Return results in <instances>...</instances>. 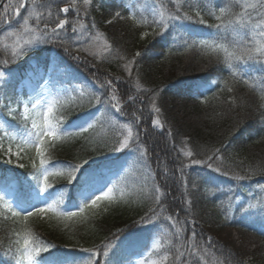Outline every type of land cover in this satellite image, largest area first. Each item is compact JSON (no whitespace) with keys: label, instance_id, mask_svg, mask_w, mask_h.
Here are the masks:
<instances>
[{"label":"snow or ice","instance_id":"snow-or-ice-1","mask_svg":"<svg viewBox=\"0 0 264 264\" xmlns=\"http://www.w3.org/2000/svg\"><path fill=\"white\" fill-rule=\"evenodd\" d=\"M200 2L201 0H184V3L194 10V16L181 11L179 0H175V12L169 11L168 14H165L164 11H160L158 18L153 15L151 20L143 17L137 21L135 13L131 11V6H128V8L130 18L134 22L143 24L145 27L151 26L156 35L163 36L169 30L170 23L173 21L185 20L204 24L205 21L199 9ZM60 3H65V0H30V3H28V0H18L16 4H0V8L3 9L0 12V25L10 26L13 16L20 17L17 22L18 31L9 33L15 38L14 43L2 45L3 53L0 55H3L4 58L0 59V65H8V56L11 57L12 62H18L21 57L34 50L40 44L59 43L63 46L65 42L61 33L67 34L70 29L73 35H77L86 28L83 23H80V18L88 15V8L91 6L92 0H83L82 5L78 4L77 0H67L64 7H59ZM37 7L43 9V11H37ZM54 7L55 11H53ZM236 8H239L240 11H234ZM81 9H83V12ZM21 10H24L26 15L20 16ZM70 10H73L76 14L77 20L75 22L70 21L68 18H60L62 14L67 17ZM253 11L256 12V17L251 15ZM211 15H213L217 23L207 25V27L214 28L216 30V38L224 40L226 43L200 39L198 41L193 40L191 43L186 41L185 46L189 48L193 46L206 48L210 54H215L218 60L222 53V61L220 62L226 66L233 77L238 75L233 70L235 62H239L245 67L255 68L262 75L258 85L250 86H258L261 92H264V0H259V4H249L242 2V0H227V2L221 0L219 15L214 12ZM116 17L123 18L120 17L119 12L116 13ZM253 19H257L258 22L253 23ZM52 23L55 24L54 27L50 26ZM91 27L94 28V25ZM157 28L160 29L159 32H156ZM149 34L148 31H144L141 33V38L147 37ZM88 39L98 41L100 35L98 33L95 36L90 35ZM73 43H80V41L74 40ZM65 51L69 52L70 50L65 47ZM76 51H87V49L80 47ZM101 51L105 54L110 53L111 48L105 45ZM135 55L139 56L140 53L137 52ZM73 58L76 60L81 59L79 55H75ZM121 58L124 59L123 57ZM133 64H135V57L132 60H127L122 65V68L130 77L132 76ZM257 65L259 66L258 68L256 67ZM6 75L4 67H0V84L6 82ZM245 75L248 74H241L240 78L245 84H249L250 81L244 79ZM113 79L119 81L121 78L114 77ZM50 81L51 77L49 81H45V84ZM93 83L98 85L101 90L110 89L111 91H104L102 94L89 91L87 97L82 94V101H86L90 108L100 105L103 109H112L116 113L121 112L122 106L118 100L117 89L113 85V80L105 79L103 83L97 80L93 81ZM133 87L137 92L152 93L151 108L158 114L160 109L155 104L156 91L143 87L139 76L133 77ZM229 91H232V89L229 88ZM124 95L127 97L126 103L129 104L135 103L138 99V97L129 94L127 88ZM49 97L41 95L30 98L27 103L17 100L15 101L17 104L16 108L11 107L10 104L0 103V108H7L8 116L12 117L13 120L16 119L14 113H19L20 115V123L16 126H12L7 122L0 123V151H3L7 157V163H13V157L17 161L23 159L24 155H27L25 149H31L34 152L31 158L34 171L26 193H14L11 194V199H8L5 192H0V204H2L7 213H10V217L14 221L23 226L22 238L15 241L17 245L16 264H24L25 261L27 264H101V258H107L113 248L110 242H102L99 246L82 249L83 252L88 254L87 258L70 260L66 255L60 253L56 245L41 240L28 226L29 218L33 216L51 214L66 221L82 218L87 210L96 208L99 201L113 199L112 193L117 187L116 184H113L112 187H108L107 184L103 187H95L94 185H89L86 181L85 186L80 191L78 201L72 206L74 210H66L61 207L65 203V192L54 188L50 177L67 180L68 184L64 187L74 186L73 181L79 182L77 174L83 175L82 169L89 162L85 160L81 164H73L68 161L54 160L49 154V148L54 147L57 141L88 132L96 126L97 120L95 113L87 111L77 115L75 119H69L63 114V109L66 107L63 99L59 95H53L52 93H49ZM29 105H31V113L33 115H30ZM100 110L97 109V111ZM138 119V117H134L131 122L120 126L121 131L116 145L111 149L112 152L130 150L132 145H135L133 150L139 151L142 155H147V149L140 144L139 132L134 133L133 131L135 127H138ZM154 124L163 128L159 118L154 121ZM6 141L7 147H5ZM13 145L15 146V151H13ZM181 151L184 156L189 158L194 155L191 150ZM218 153L219 149H215L212 155L207 157V160H212ZM203 163H205L203 160L191 159L190 164L182 165V182L187 183L186 180H183L184 168ZM18 166L23 168L24 164H18ZM207 166L209 168L212 167L210 163ZM215 171L219 172L220 169L216 168ZM165 175H167L166 170ZM105 188H107V191L104 190ZM97 193L100 194L97 195ZM123 195L124 193L121 191V196ZM150 195L157 207L149 208L148 212L141 217L142 224L155 226L161 219H166L173 226L177 223H182L186 226L189 223L187 220L183 222L177 221L172 216L162 217L161 213L164 210L162 199L167 193L162 191L159 183L155 182L154 176ZM188 203L190 204L191 201L189 200ZM254 207H257V205L249 204L243 211L248 213ZM258 207L260 212L264 213V205H259ZM4 218L8 219L9 217ZM191 223L195 224V221H191ZM185 230V227L175 228L174 235L180 241L179 244L174 243L170 239L165 245L161 243L160 239H156L141 254L139 264H197L200 260L199 253L204 249L198 246L196 240L198 234L195 228L191 229V236L187 240L183 238ZM14 235L17 237L21 236L19 232L14 233ZM211 239V237L206 238L208 244L211 243ZM42 253H46L50 259L45 260ZM105 264H107L106 260Z\"/></svg>","mask_w":264,"mask_h":264},{"label":"trees","instance_id":"trees-1","mask_svg":"<svg viewBox=\"0 0 264 264\" xmlns=\"http://www.w3.org/2000/svg\"><path fill=\"white\" fill-rule=\"evenodd\" d=\"M129 2L131 4V11L135 13L137 21L141 20L143 17L151 20L153 15L158 18L160 11L163 10L165 14H168L169 11L175 12L176 8L172 5L170 0H135L133 3L131 0H123L121 1V5H117V7L122 10L120 17L123 18H119L115 16V11L108 9L105 0H92L88 22L91 26L96 24L100 31L104 33L111 51L110 53H104L101 56L94 55L85 58V65L89 66L87 71L97 74V76L108 74H115L117 76L125 75L126 71L122 68V65L126 63L127 60H132L135 57L133 72L144 69L149 82H156L163 80L166 77H170L178 71L185 70L190 73L199 72L207 69L213 64L221 63L222 53L218 60L217 56L215 54H210L207 49L193 46L185 50L188 48L185 46V42H188L187 38L190 37L186 27L187 23L189 25H195V28L192 30H206L210 34L214 33L211 36L213 39L214 37L216 38V30L205 25L202 26L199 22L180 20L171 22L169 30L165 32L163 36L159 35L160 38L165 37L169 45H173V48L177 49V53L181 52L177 55V60L171 62V64L165 68L158 67V64H154L150 61H145L147 65H144L143 50L147 39L151 34H149L148 37L141 38V33L145 29H149L151 32L153 31V28L151 26L145 27L143 24L136 23L129 18V8L127 7ZM181 11L186 12L189 15H195L192 8H181ZM107 12H111V15L109 16ZM108 19H111V22L106 23ZM256 20L257 19H253V23H255ZM157 29L160 31L159 28ZM216 42L226 43V41L218 40L217 38ZM137 52L140 53L139 56L135 55ZM256 67L258 68L259 66L257 65ZM233 70L236 71L238 75L233 77L230 74L229 88L232 89L233 93L226 96V98L234 97L236 100V105L230 104V107H228L234 112L232 117L216 121L213 125L208 124L206 121H203L200 125V121L197 118L199 116L193 112V109V111H191L187 106H183L180 103L176 104L172 108H169L167 113L177 129L178 137H188L189 142L193 143L206 141V144H209L225 139L228 135L235 132L241 124H257L264 119V98H262L264 97V92H261L258 86L245 84L240 78V75L244 74L247 70H249L251 76L253 75V72H255L257 78L253 85H258L262 73L256 71L255 68L245 67L239 62H235ZM244 78L246 79L247 76L245 75ZM116 89L122 99H125L124 92L119 88ZM131 95L139 97L141 100H145L146 98L144 92H132ZM130 108V112H136L142 118V125L147 129H151L147 108L139 101L132 103ZM186 112L194 114L190 118L191 120L187 119L188 116L184 114ZM202 126H204L206 133L201 132ZM232 130L233 132H229ZM110 140V134H105L102 137L90 135L88 137H79L78 139H68L62 142L60 146L51 153V156H55L73 164H81L85 160L89 161L92 158L105 153L109 147ZM262 142L264 143V139ZM242 150V156H247L257 162L253 164V166L258 171L264 168V144H252L251 147L244 146ZM159 155L161 156V160L170 163L174 168L173 172L166 179L167 190L173 191L172 197L175 201L180 200L183 198V192L182 189L178 187L177 174L181 171V166L183 164L178 162V159L180 160V158H177L178 156L174 152L171 153L168 150L165 151L164 148H162V152H160ZM17 171L20 173L19 170ZM203 197V193L196 192L193 195V200L197 204L196 210L204 220L206 219L205 209H207L208 206H206L205 201H199V199ZM124 220V215L116 217L112 216L110 218L103 217L101 220H98L99 222L94 224L96 231L95 234L98 236L101 234L102 236V232L107 228H113L120 224V221ZM50 222L52 223L40 224L42 233L54 236V231L57 230L58 227H64L63 222L58 219H53ZM71 230L72 228H70L67 233H61L59 236L74 235L81 239H88L86 238L87 235L84 237L86 232L85 228H80L75 232H71Z\"/></svg>","mask_w":264,"mask_h":264},{"label":"rangeland","instance_id":"rangeland-1","mask_svg":"<svg viewBox=\"0 0 264 264\" xmlns=\"http://www.w3.org/2000/svg\"><path fill=\"white\" fill-rule=\"evenodd\" d=\"M10 3L11 4H16L17 3V0H10ZM15 31H18V28L15 30ZM65 34V33H64ZM14 41H15V38L14 37H12L11 35H9L8 37H7V40H6V44H8V45H11V44H13L14 43ZM70 78H72V77H70ZM28 83H30L29 81H28ZM45 85V88H46V91H47V87H46V84H44ZM41 89H43V88H41ZM22 90V84L20 85V86H18L17 87V91H21ZM46 91H45V93H46ZM13 97H14V95H13ZM4 98H5V96H4V93H2L1 95H0V103H3V104H8L5 100H4ZM23 102H25L24 100H23ZM25 103H27V102H25ZM13 108H16V106H12ZM187 108L188 109H190L188 106H187ZM29 109H30V111H31V107L29 106ZM0 110H2V108H0ZM191 110V109H190ZM185 115H187L188 116V118L187 119H189V120H191L190 118L194 115L193 113H190V112H186V113H184ZM197 116V115H196ZM198 118V120L200 121L199 122V124L201 125L202 123H203V119L201 118V117H197ZM196 118V119H197ZM202 130H201V132L202 133H206V131H205V128H204V126H202V128H201ZM5 147H7V141L5 142ZM16 149H15V146L13 145V151H15ZM22 155H23V153H22ZM254 243V241L252 240V239H245V244H246V246H249V245H252ZM254 245V244H253Z\"/></svg>","mask_w":264,"mask_h":264}]
</instances>
